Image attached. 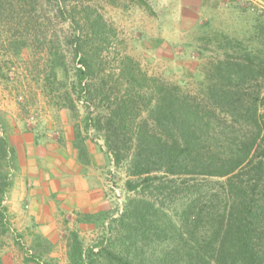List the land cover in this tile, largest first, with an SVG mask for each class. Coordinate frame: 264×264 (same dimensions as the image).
I'll list each match as a JSON object with an SVG mask.
<instances>
[{"label":"trees","instance_id":"16d2710c","mask_svg":"<svg viewBox=\"0 0 264 264\" xmlns=\"http://www.w3.org/2000/svg\"><path fill=\"white\" fill-rule=\"evenodd\" d=\"M43 1L58 6L66 0ZM18 2L23 10L14 12L13 22L23 24L27 35L8 41L13 55L26 41H39L44 25L34 0ZM7 6L14 8L0 0V13ZM87 14L81 25L88 32L73 27L62 43L48 46V80L59 107L73 118L79 106L85 112L83 126L74 123L78 160L90 163L82 132L94 130L92 141L102 132L111 165H125L126 179L124 198L106 212L98 239L84 246L71 235L68 264H264V115L257 105L261 87L251 88L264 77V51L227 54L206 76L208 85L184 92L177 85L148 83L150 77L125 62L115 70L95 66L98 53L87 48L88 33L105 32L100 15ZM68 23L78 26L73 18ZM56 68L71 80H59ZM117 83H127L129 91L119 95ZM139 100L148 102L144 117L136 113ZM218 106L242 128L224 148L218 147V129L230 132L234 123L218 116ZM4 130L0 121V234L8 218L9 169L16 168ZM94 215L86 217L96 221Z\"/></svg>","mask_w":264,"mask_h":264},{"label":"rangeland","instance_id":"374dc122","mask_svg":"<svg viewBox=\"0 0 264 264\" xmlns=\"http://www.w3.org/2000/svg\"><path fill=\"white\" fill-rule=\"evenodd\" d=\"M9 1L14 8L7 6L0 13V121L8 140L24 132L36 142L61 145L73 139L75 122L83 126L82 106L79 116L73 118L57 105L44 58L48 46L62 43L63 36L70 34L73 27L77 32H88L81 25L82 14L87 11L91 18L100 15L105 32L102 37L88 33L87 48L98 53L95 66L115 70L125 62L150 77L148 83L165 82L179 86L184 92L199 91L208 85L210 80L206 76L227 54L237 55L250 48L259 53L264 51V0H66L65 5L58 4L62 11L55 2L48 5L43 0H34L37 16L44 23L39 26L40 40L26 41L28 46L13 55L7 50L8 41L20 34L25 37L27 30L23 24L22 27L13 22L17 19L14 12L23 10L16 8L18 0ZM72 18L78 21V26L68 23ZM72 65L69 63L68 67ZM64 72L56 68L57 78L71 80V74L65 79ZM257 86L261 87L257 105L264 115V77L251 84V88ZM115 88L122 96L129 91L127 83H117ZM143 102L139 100L136 107V113L142 117L147 113L148 103ZM216 113L234 123L231 115L219 106ZM229 130L218 129V147L230 146L242 133L235 123ZM93 132H82L88 135L84 140L86 149L92 155L102 153L106 162L86 164L84 172L98 184L94 186L101 190L104 204L96 205L95 209L102 206L104 212L96 213L93 218L96 221H91L86 214L68 213L69 208L60 207L62 201L57 202L56 230L49 231L48 224H44L47 228L43 223L42 227L32 224L28 216L10 209L8 191L4 199L7 224L0 234V264H68L67 246L72 234L85 246L103 232L106 212L110 213L124 198L126 174L125 165L121 168L111 165L102 132L92 141ZM15 171L9 169L12 177Z\"/></svg>","mask_w":264,"mask_h":264},{"label":"crops","instance_id":"0c3cea01","mask_svg":"<svg viewBox=\"0 0 264 264\" xmlns=\"http://www.w3.org/2000/svg\"><path fill=\"white\" fill-rule=\"evenodd\" d=\"M72 140L61 145L42 143L24 132L16 133L9 139L18 167L9 190V208L28 216L32 224L37 223L41 227L42 223L44 227L48 224L49 231L56 230L57 202L62 201L59 206L69 208L70 214L104 212L102 206L95 209L96 205L104 204L103 195L94 186L98 184L84 172L86 164L78 160ZM89 157L91 165L106 162L102 153H90Z\"/></svg>","mask_w":264,"mask_h":264}]
</instances>
